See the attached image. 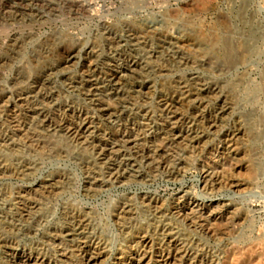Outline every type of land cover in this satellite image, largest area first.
Returning a JSON list of instances; mask_svg holds the SVG:
<instances>
[{"label":"rangeland","instance_id":"374dc122","mask_svg":"<svg viewBox=\"0 0 264 264\" xmlns=\"http://www.w3.org/2000/svg\"><path fill=\"white\" fill-rule=\"evenodd\" d=\"M83 247L264 264V0H0V264Z\"/></svg>","mask_w":264,"mask_h":264},{"label":"bare ground","instance_id":"6f19581e","mask_svg":"<svg viewBox=\"0 0 264 264\" xmlns=\"http://www.w3.org/2000/svg\"><path fill=\"white\" fill-rule=\"evenodd\" d=\"M185 23V22H184ZM227 43V42H226ZM229 51V50H228ZM133 58V57H132ZM72 60V59H71ZM135 60V59H134ZM135 64V63H134ZM133 64V66H134ZM132 66V67H133ZM139 68V67H138ZM131 75V74H130ZM116 76V75H115ZM128 78V77H127ZM127 80V79H126ZM114 81V80H113ZM116 81V80H115ZM118 81V80H117ZM123 81V80H122ZM124 82V81H123ZM118 86V85H117ZM92 88V87H91ZM92 93V92H91ZM105 114V113H104ZM86 125V124H85ZM86 127V126H85ZM74 136V135H73ZM161 151V150H160ZM161 155V154H160ZM162 156V155H161ZM206 173V172H205ZM214 179V178H213ZM33 191V190H32ZM23 196V195H22ZM21 201H24V203H26V199L22 198ZM29 204V203H28ZM21 205V204H20ZM25 205V204H24ZM26 210V209H25ZM87 226V225H86ZM65 235V234H64ZM143 240V239H142ZM146 240V239H145ZM141 241V239H140ZM142 243V242H140ZM151 244V243H150ZM174 244V243H173ZM83 245V244H82ZM143 245V244H142ZM10 246V245H9ZM148 246V245H147ZM178 247V246H177ZM176 247V248H177ZM180 248V247H179ZM11 249V248H10ZM58 249V248H57ZM79 250V249H78ZM24 251V250H23ZM15 252V251H14ZM8 253V252H7ZM61 253V252H60ZM81 254L83 256V258L85 259V264H96L100 259H101V255L96 253L93 249H89V248H81ZM22 255V254H21ZM68 255V254H67ZM147 255V254H146ZM165 255V254H164ZM142 256V255H141ZM167 256V255H166ZM18 257V256H17ZM160 257V256H159ZM20 258V257H19ZM25 260L24 262L26 264H51L46 262V260L41 257L39 254L38 255H33V254H29L24 256ZM55 258V257H54ZM53 258V259H54ZM60 258V257H59ZM62 258V257H61ZM64 260V259H63ZM176 260V259H175ZM174 260V261H175ZM148 261V260H147ZM177 261V260H176ZM175 261V262H176ZM179 261V260H178ZM65 262V261H64ZM66 263V262H65ZM132 264V263H131ZM136 264H143L142 260L138 261Z\"/></svg>","mask_w":264,"mask_h":264}]
</instances>
